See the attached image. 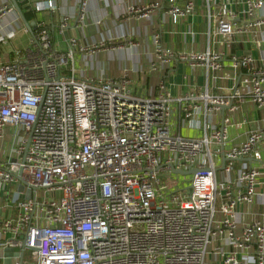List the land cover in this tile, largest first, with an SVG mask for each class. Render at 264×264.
<instances>
[{
  "label": "built area",
  "instance_id": "built-area-1",
  "mask_svg": "<svg viewBox=\"0 0 264 264\" xmlns=\"http://www.w3.org/2000/svg\"><path fill=\"white\" fill-rule=\"evenodd\" d=\"M168 1L175 25L195 12L194 0L184 6ZM203 2L205 51L175 54L160 34L153 36L158 61L178 55L206 67L205 88L185 96H173L165 82L157 95L144 97L127 76L80 78L71 66L75 50L97 45L79 47L71 37L67 49L58 50L43 25L25 51L0 56V140L14 128L11 149L0 153V198L10 212L0 221V247L24 250L23 260L15 256L11 264H264V221L241 222L237 215L259 194L262 173L246 158H261L264 117L228 150L229 117L205 123L200 138L177 134L171 123L175 102L189 126L203 107L235 111L250 99L264 109V53L232 55L227 71L223 53L213 48L231 47L239 15L261 47L264 0ZM86 4L77 20L85 18ZM160 4L131 5L128 12L146 18ZM55 7L53 0L36 4L38 10ZM70 19L62 16L61 32ZM175 33L185 42L198 34L192 26ZM210 78L234 84L215 94ZM173 167L196 170L188 188H180L178 178L159 177L161 171L185 176Z\"/></svg>",
  "mask_w": 264,
  "mask_h": 264
},
{
  "label": "crops",
  "instance_id": "crops-1",
  "mask_svg": "<svg viewBox=\"0 0 264 264\" xmlns=\"http://www.w3.org/2000/svg\"><path fill=\"white\" fill-rule=\"evenodd\" d=\"M24 1L27 11L34 14V18L29 20L35 22L34 32L36 33L41 25L49 27L53 33L54 45L58 50H66L67 40L71 37L78 39L79 47L99 45L91 52L79 48L75 50L71 66L76 68V75L80 78L117 80L127 76L131 80L133 92L144 97L157 95L161 82H165L173 96H185L193 91L200 92L206 86L205 66H195L189 60L180 59L178 55L167 62H160L155 56L153 44V36L160 34L164 46L171 48L175 54L205 51L208 46L205 35L208 21L203 0H194L195 12L182 18L177 25L173 23L172 16L168 13L170 9L168 0H53L56 7L44 10L36 9V4L47 0ZM83 1L87 3L85 18L77 20ZM155 2L161 4L146 18L128 12L131 5L149 6ZM186 2L187 0H177L180 6H184ZM63 15H68L71 19L64 32H61L60 23ZM244 21L243 16L239 15L237 30L230 48L220 45L213 47L223 53V63L227 71L230 70L232 55L252 54L259 57L260 53H264V43L258 47L252 40L251 33L243 30ZM189 26H192L198 34L194 41L189 39L185 42L183 36L175 33V30L182 31ZM11 31L16 33L15 37L7 39L6 42H0L1 58L13 59L16 52L25 51L31 45L33 34L13 9L11 0H0V36H7ZM21 31L24 32L25 39L16 43V37ZM152 63H157L158 68L152 69ZM233 84V81L223 82L212 78L209 80L210 91L215 94L222 92L220 86L228 87ZM184 116L182 104L175 102L171 119L173 131L181 135L183 129L196 131L197 136L193 138L204 135L205 123H218L223 116L229 117L231 120L227 125L228 138L225 143V150H228L247 139L253 122L260 121L264 117V109L258 108L254 102L247 99L241 102L235 111L227 107L213 111L209 107L206 111L203 107L201 113L195 116L194 126L181 123ZM12 132L14 128L8 126L5 136H13ZM260 152L261 158L249 161L262 173L258 179L259 194L254 203L238 207L237 215L241 222H253L258 219L264 221V147ZM222 161L223 157L221 164ZM13 187L14 184H11L10 188ZM1 200L0 198V221L10 213L6 206L8 200ZM9 236L10 233H6L5 238ZM1 249L3 248L0 247V264H5ZM9 258L11 263L15 261L14 255Z\"/></svg>",
  "mask_w": 264,
  "mask_h": 264
},
{
  "label": "water",
  "instance_id": "water-1",
  "mask_svg": "<svg viewBox=\"0 0 264 264\" xmlns=\"http://www.w3.org/2000/svg\"><path fill=\"white\" fill-rule=\"evenodd\" d=\"M11 5L13 7V9L17 12V14L19 15V17L21 18V20L23 21L24 25L27 27V29L34 35L35 32H34V26H35V22L33 21H29L27 19V17L25 16V13L23 11V9L21 8L20 6V3H19V0H11ZM29 142H30V139L28 140V143H27V147L29 146ZM247 160H253L251 158H246ZM225 161H226V157L224 158L223 160V166H221L219 169H222L224 167V164H225ZM196 170L193 169V170H190V171H184V170H178V169H175L173 167V172L174 173H178V174H182V175H190L192 173H194ZM23 184H21L19 186V190H23ZM30 191L27 195L25 196H22V197H26L28 198L30 196ZM1 255L4 257L5 259V264H11V260L9 257H11V255L13 256H19L21 260H23L24 258V250L22 249L21 251H15L14 248L12 247H5L3 249H1Z\"/></svg>",
  "mask_w": 264,
  "mask_h": 264
},
{
  "label": "rangeland",
  "instance_id": "rangeland-1",
  "mask_svg": "<svg viewBox=\"0 0 264 264\" xmlns=\"http://www.w3.org/2000/svg\"><path fill=\"white\" fill-rule=\"evenodd\" d=\"M23 39H25V34H24L23 31H21L18 34V36L16 37L15 42L16 43L21 42ZM8 46H11V45H8ZM98 47H99V45H97L96 49ZM182 133H183L182 135L184 137H186V136L196 137L197 136V132L196 131H193V130H190V129H183L182 130ZM190 133H192L193 135H191ZM11 137H13V136H8L7 135V136H5L4 140H0V153H1L2 149H4L5 151L11 149V147H12V141H13V139ZM159 177L164 182H167V181L174 180V179H177L178 178L179 181H180V188H188L190 186L188 182L191 179V175L177 176V175H175L173 173H170V172H167V171H165V172L164 171H161V172H159Z\"/></svg>",
  "mask_w": 264,
  "mask_h": 264
},
{
  "label": "trees",
  "instance_id": "trees-1",
  "mask_svg": "<svg viewBox=\"0 0 264 264\" xmlns=\"http://www.w3.org/2000/svg\"><path fill=\"white\" fill-rule=\"evenodd\" d=\"M20 6L23 9L25 16L27 17L28 20H32L34 18V14L31 13V11H27V6H26V2L24 0H19ZM49 28V27H47ZM50 29V28H49ZM39 30V29H38ZM37 30V31H38Z\"/></svg>",
  "mask_w": 264,
  "mask_h": 264
}]
</instances>
